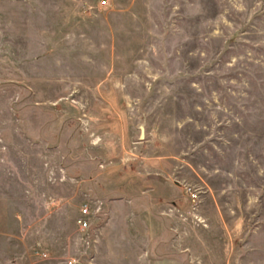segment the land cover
Listing matches in <instances>:
<instances>
[{
  "label": "rangeland",
  "instance_id": "obj_1",
  "mask_svg": "<svg viewBox=\"0 0 264 264\" xmlns=\"http://www.w3.org/2000/svg\"><path fill=\"white\" fill-rule=\"evenodd\" d=\"M141 187L151 264H264V0H0V264H148L76 224Z\"/></svg>",
  "mask_w": 264,
  "mask_h": 264
},
{
  "label": "crops",
  "instance_id": "obj_2",
  "mask_svg": "<svg viewBox=\"0 0 264 264\" xmlns=\"http://www.w3.org/2000/svg\"><path fill=\"white\" fill-rule=\"evenodd\" d=\"M151 184V183H150ZM153 189H148L146 192L141 187V192L138 193L137 197H133V199L130 201L128 200H113L110 202L109 205V216L106 220L104 226L100 229V234L98 235V243L101 244L102 236L107 235L115 224L120 225V238L121 243H125L126 235L129 234V232H132V237L129 236L128 239H131L134 244V252L133 254L137 257L136 260H138L139 263L144 262L147 260L148 264L152 263L151 261H148V258L150 255L152 257H155L157 255V245H154V241H164L165 237L168 234V231L165 232V226L162 224L161 220L164 216V211L159 212L160 208H155L153 205L156 202L162 203L163 201H171L173 203L174 207L178 208L179 205H182L181 202L175 201V198H173V195H175L174 190L170 191L168 194H165V197L163 196H157L155 193H152ZM155 196V197H154ZM157 196V197H156ZM154 199V200H153ZM176 202V203H175ZM142 204H145V210L141 209ZM158 213V214H157ZM162 214V216H158ZM108 214V213H107ZM157 219V220H156ZM164 220H167L166 227L169 226L168 222L169 220L166 218H163ZM170 220H175V225L180 226L179 221L176 218H170ZM130 221H132L130 223ZM145 221H148L147 224H144ZM160 221L161 223H159ZM177 221V222H176ZM152 235L151 233H154ZM124 233V234H123ZM144 233V236L142 234ZM156 233H161L156 234ZM171 236L172 233H171ZM182 238V237H181ZM134 240V241H133ZM137 240V242H136ZM180 242L177 240V243ZM166 245V244H165ZM170 245V243H169ZM100 246V245H98ZM97 246V249L99 251V247ZM174 246V245H172ZM178 246V245H177ZM176 248V247H175ZM127 252V251H126Z\"/></svg>",
  "mask_w": 264,
  "mask_h": 264
},
{
  "label": "built area",
  "instance_id": "obj_3",
  "mask_svg": "<svg viewBox=\"0 0 264 264\" xmlns=\"http://www.w3.org/2000/svg\"><path fill=\"white\" fill-rule=\"evenodd\" d=\"M100 7L109 6V0H99ZM189 192L190 202L193 209L197 206L199 201V195L191 188L187 187ZM102 215H107L104 210V203L101 200H89L83 204L80 209V216L76 220L78 234L81 240L82 246L85 248L84 255L90 256L91 262L95 260L96 247H97V229H93L94 223H96ZM204 224L202 219H198L197 223ZM206 225H204L205 227ZM68 264H79V261L73 259L68 261ZM92 264V263H91Z\"/></svg>",
  "mask_w": 264,
  "mask_h": 264
},
{
  "label": "water",
  "instance_id": "obj_4",
  "mask_svg": "<svg viewBox=\"0 0 264 264\" xmlns=\"http://www.w3.org/2000/svg\"><path fill=\"white\" fill-rule=\"evenodd\" d=\"M140 130H141L140 141H143L146 137L145 124L140 125Z\"/></svg>",
  "mask_w": 264,
  "mask_h": 264
}]
</instances>
